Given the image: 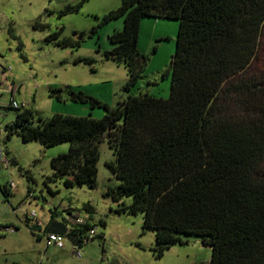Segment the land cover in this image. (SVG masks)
<instances>
[{
  "label": "trees",
  "instance_id": "16d2710c",
  "mask_svg": "<svg viewBox=\"0 0 264 264\" xmlns=\"http://www.w3.org/2000/svg\"><path fill=\"white\" fill-rule=\"evenodd\" d=\"M86 1L69 4L60 16L80 11ZM120 17L124 26L109 36L115 46L105 54L128 70L127 90L143 76L147 61L139 48L142 21H179L169 98L140 92L111 107L70 85L51 86L49 96L57 101L103 108L104 115L36 119L31 108L8 105L17 113L4 127L6 139L17 134L44 147L69 142L67 153L52 157L45 182L92 189L98 185L100 144L106 142L114 157L105 165L121 182L105 196L117 203L118 214H143L156 257L184 243L186 234L211 245L207 264H264V69L255 76L248 72L260 48L264 0H122L100 25ZM62 29L47 40L79 48L86 33L61 37ZM82 61L94 62H75ZM0 188L5 197L12 194L7 185ZM84 208L85 223H77L81 215L69 209L70 219L46 230L81 247L94 237L89 233L96 214L92 204ZM26 219L31 223L28 214Z\"/></svg>",
  "mask_w": 264,
  "mask_h": 264
},
{
  "label": "rangeland",
  "instance_id": "374dc122",
  "mask_svg": "<svg viewBox=\"0 0 264 264\" xmlns=\"http://www.w3.org/2000/svg\"><path fill=\"white\" fill-rule=\"evenodd\" d=\"M78 1L0 0V47L12 69L17 89H20L16 92V101L27 102L36 119L56 112L80 116L91 113L93 117L100 118L105 113L103 108L91 109L83 103L59 102L49 96V86L64 87L71 83L74 89L83 90L111 107L130 94L140 92L169 98L170 63L176 50L179 21L160 19L157 27L143 28L145 21L156 19L146 18L142 22L139 48L147 61L143 76L127 90L128 70L105 54L115 46L109 36L123 28L124 17L100 25L103 16L118 8L122 0H87L80 11L60 16L66 6ZM117 22L122 23L120 28H116ZM36 23L48 27L35 29ZM95 27L97 32L93 33ZM61 28V37L77 39L80 33L85 32L81 46L77 49L61 48L47 40L51 33ZM78 57L93 59L94 62L76 63ZM263 69L264 29L257 57L248 72L255 76L260 75ZM35 84H38L36 89ZM0 103L5 105L0 107V147L6 155L7 149L10 151V161H17L8 168L0 165V185L12 182L15 185L8 197L0 188V264H207L210 261L211 245L195 235L186 234L182 235L184 243H177L162 257H156L152 250L155 236L150 230L144 232L143 214L127 215L114 211L117 203L106 197L105 192L108 187L119 185L121 180L105 165L114 157L106 142L100 144L97 188L86 185L67 188L63 181L46 183V178L53 172L52 157L67 153L70 143L41 147L36 141H23L17 134L6 139L4 127L15 120L17 110L5 108L10 103L9 95L0 97ZM88 203L96 210L91 219L95 233L81 247H75L67 237L65 247H47L46 235L26 219L27 214L34 210L44 223L52 218V211L56 209L57 219H62L66 206H71L74 213L88 217L89 212L84 208ZM101 220L106 222V226L101 224ZM3 226L14 229L8 231L1 228Z\"/></svg>",
  "mask_w": 264,
  "mask_h": 264
},
{
  "label": "built area",
  "instance_id": "2783aa9c",
  "mask_svg": "<svg viewBox=\"0 0 264 264\" xmlns=\"http://www.w3.org/2000/svg\"><path fill=\"white\" fill-rule=\"evenodd\" d=\"M71 1H75V0H71ZM11 70L12 69L10 66H8L5 60V56L3 55L1 47H0V97L11 94L10 103H9L10 106L15 107V108L29 107L27 102L19 103L16 101V99L12 95L15 90V86L9 76V74L11 73ZM0 106H5V105L0 103ZM0 165H2L4 168H8L9 165H11V161L9 160L8 156L4 153V150L2 147H0ZM7 186L10 189V191L13 190L15 187L13 182ZM28 217L31 220V222L34 224H37L40 226L43 224L37 211L33 210L29 212ZM76 221L77 223L83 224L87 221V217L83 215L79 216ZM4 228L5 230H8V231H10L11 229H14V227H11V226H5ZM94 233L95 231L94 229H92L90 232V236H93ZM45 235H46V241H47L48 247L50 246H55L59 248L65 247L66 245V242H65L66 235L65 234H62L59 232H47ZM77 254H79L78 250H77Z\"/></svg>",
  "mask_w": 264,
  "mask_h": 264
},
{
  "label": "crops",
  "instance_id": "0c3cea01",
  "mask_svg": "<svg viewBox=\"0 0 264 264\" xmlns=\"http://www.w3.org/2000/svg\"><path fill=\"white\" fill-rule=\"evenodd\" d=\"M154 19H156V18H154ZM160 19L161 18H159V19H156V20H153V21H145L144 22V24H143V26H142V28L143 27H147V26H154V27H157V25H159L160 23H161V21H160ZM144 21V20H143ZM142 21V22H143ZM122 25V23L121 22H117V27L116 28H120V26ZM141 32V31H140ZM164 35H161V37H163ZM139 46H141V41H140V38H139ZM5 56V55H4ZM79 59H81L80 57H78L76 60H79ZM75 60V61H76ZM9 76H10V79L12 80V82H13V84H14V86H15V90H14V92H13V96H14V98H15V95H16V92L17 91H20V89L18 88L17 89V86H16V83H15V80H14V78H12L13 76H12V72L9 74ZM67 85H70V86H74L73 84H71V83H69V84H67ZM38 86V84H35L34 85V88L36 89V87ZM51 86H49V88H50ZM53 87V86H52ZM49 88H48V90H47V92L49 93ZM74 88V87H73ZM5 96V95H4ZM9 96H11V94L9 95ZM32 96H34V94L32 95ZM66 103H68V102H66ZM29 108H31L30 106H29ZM56 113H59V112H56ZM61 113V112H60ZM62 114H64V113H62ZM66 114H68V113H66ZM73 113H70V115H72ZM73 115H76V116H80V115H77V114H73ZM82 116H85V115H82ZM40 146L41 147H44V146H42L41 144H40ZM60 152H64V151H60ZM9 153H10V151L7 149V156L9 155ZM9 157H10V155H9ZM2 166V165H1ZM11 192H13V190H11ZM71 210V211H73V208L71 207V206H66L65 208H64V210H66L65 212V215H62L61 216V218L62 219H57V215H58V212L56 213V214H54L53 213V216H52V218L49 220V221H46V222H44L41 226L40 225H37V224H35L36 225V228L37 229H40V230H42L43 231V233L44 234H46L47 232H49V231H47L46 229H47V226H50V229L51 228H54V229H58V227H60L59 225H56L55 223L56 222H64V221H66V220H68V219H70L71 218V214H69L68 213V210ZM57 210V209H56ZM82 216V215H81ZM51 220H53V222L52 223H50L51 222ZM61 220H63V221H61ZM32 223V222H31ZM34 224V223H33ZM1 228H4V226L3 227H1ZM48 247V246H47Z\"/></svg>",
  "mask_w": 264,
  "mask_h": 264
}]
</instances>
